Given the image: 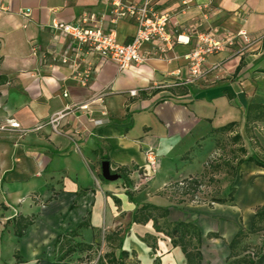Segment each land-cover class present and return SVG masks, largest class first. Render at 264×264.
Returning a JSON list of instances; mask_svg holds the SVG:
<instances>
[{"label": "crops", "instance_id": "0c3cea01", "mask_svg": "<svg viewBox=\"0 0 264 264\" xmlns=\"http://www.w3.org/2000/svg\"><path fill=\"white\" fill-rule=\"evenodd\" d=\"M0 4L7 8L0 14V121L14 119L27 130L22 136L0 132V264H68L96 246L112 251L105 236L118 230L122 249L138 264H185L180 248L156 232L152 221L131 224L135 205L125 191L140 204L166 208L167 222L195 224L202 264H210L203 251L208 246L216 253L225 250L224 264L230 240L264 205V169L247 161L236 166L231 206L181 201V190L171 194L165 185L202 178L204 165L226 136L240 135L232 146L245 149L240 158L264 157V121L255 123L249 135L244 132L246 106L264 105V0H157L156 10L169 17L172 46L159 56L155 42L143 44L145 60L125 70L94 51L78 52L70 38L52 28L76 24L82 13L93 12L104 16L98 22L102 30L114 29L117 42L129 43L136 26L129 20L111 24L105 0ZM210 30L218 38H232L207 57V76L186 83L196 33ZM63 57L68 63H61ZM132 90L138 95L130 96ZM100 94L103 105L95 101L88 110L76 108ZM58 114L53 128L48 122ZM102 114L105 123L95 126L91 119ZM232 122L237 124L230 132L216 130ZM253 143L258 148L247 150ZM148 148L157 151V171L136 190L139 174L147 171ZM102 161L109 162L112 173L124 170L130 185L121 178L101 179ZM254 191L261 196L254 198Z\"/></svg>", "mask_w": 264, "mask_h": 264}, {"label": "built area", "instance_id": "2783aa9c", "mask_svg": "<svg viewBox=\"0 0 264 264\" xmlns=\"http://www.w3.org/2000/svg\"><path fill=\"white\" fill-rule=\"evenodd\" d=\"M109 6L108 20L111 24H116L119 20H129L136 26V31L131 41L127 44H121L116 40L114 29L107 31L102 30L98 22L102 21L104 16L98 17L93 12H84L81 14L78 23H54L52 28L58 33L70 38L77 47L78 52L82 49L94 51L103 60L114 62L118 69L125 70L131 65L142 63L145 57L140 54V48L143 44L149 42L156 43V51L159 56L163 55L172 46L174 33L168 29L169 17L166 13H159L156 10L157 0H105ZM7 8L0 4V14L5 13ZM27 16L28 11L22 12ZM214 30L208 32L200 31L196 33L197 44L194 49L187 55L188 59V77L186 83H193L201 80L210 72L206 70L205 63L208 56L220 51L225 41L230 42L232 37L218 38ZM238 36H241L245 43L251 41L245 31H240ZM78 57V53L76 58ZM61 63H68L66 57L61 58ZM212 70H216L217 66H213ZM88 74L85 73L81 78V84H87ZM178 85V84H176ZM130 96H137L138 91H129ZM104 95L100 94L94 99L77 106L76 108L88 110L93 102L100 105L104 104ZM61 114L56 115L49 120V124L55 128ZM95 126H101L105 123L104 114L101 117L91 119ZM41 126L36 127L40 129ZM15 131L20 136L27 132L21 128L20 124L14 119H5L0 121V132ZM218 151L210 156V160H215L219 157ZM147 171L139 174V184L134 185V189H138L142 184L146 183L151 176L157 171L158 154L156 149L148 148L145 151ZM196 177H185L176 183L165 185L170 189L168 193H175L173 189H180L181 201H186L195 205H207L214 207L217 203L211 198L206 197L207 185L203 182L196 189H189L188 185ZM184 190V191H183Z\"/></svg>", "mask_w": 264, "mask_h": 264}, {"label": "trees", "instance_id": "16d2710c", "mask_svg": "<svg viewBox=\"0 0 264 264\" xmlns=\"http://www.w3.org/2000/svg\"><path fill=\"white\" fill-rule=\"evenodd\" d=\"M264 121V105L249 103L246 106L244 113V132L249 135L252 132V127L257 122ZM237 123H229L218 130L219 132L226 134L232 130ZM241 137L239 134H235L231 137V141L235 144L240 142ZM220 148L219 145L217 147ZM219 151V150H218ZM215 153V152H214ZM246 151L242 147H238L237 151L232 153L230 161L225 162L226 165L234 164L232 169V175L236 170V166L241 164L243 161L252 162L258 167L264 169V157H258L255 155L246 156L244 159L239 156H244ZM218 158H221V154ZM215 160H209L208 169L212 170L213 166L216 164ZM102 160H107V157H103ZM114 173L119 174L120 178L123 180L126 187L130 185L129 179L124 170L117 169ZM101 177V176H100ZM101 179H103L101 177ZM203 183L202 178L194 179L188 185L189 189H196V187ZM233 188L229 186L228 194L224 198L214 197L211 198L217 204H225L228 201H232ZM128 199L134 203L135 208L132 213L131 224H146L152 221V227L156 232L163 233L169 238L172 247H179L185 258V264H202V254L201 248V232L198 227L192 222H167L166 217L168 215V210L166 208L158 207L152 204L138 203L130 191H125ZM29 223H25L22 232L28 226ZM84 223H80L78 227L84 226ZM120 230L112 232L105 236L107 242L114 245L112 251L104 255L105 259L98 258L97 264H125V259L129 256V253L122 249L123 238L119 237ZM250 234H259L261 236L260 243L257 247L248 245L246 240ZM147 240V237L145 238ZM152 248L154 247L151 245ZM75 247H81L82 250L90 248V245L76 244ZM75 247L71 249L68 253L75 251ZM117 249V255L114 250ZM229 254L225 260L224 264H264V205L259 206L255 209L253 215L251 216L250 223L247 229L240 228L233 238L228 243Z\"/></svg>", "mask_w": 264, "mask_h": 264}, {"label": "rangeland", "instance_id": "374dc122", "mask_svg": "<svg viewBox=\"0 0 264 264\" xmlns=\"http://www.w3.org/2000/svg\"><path fill=\"white\" fill-rule=\"evenodd\" d=\"M254 132V131H253ZM258 135V134H257ZM232 136H226L220 139L219 141V151L218 154H221V158H218L216 160V164L213 166V169L210 170L208 169V161L204 165L203 173L204 175L202 176L203 182L207 185V193L206 197L213 198L214 197H226L228 194V188L231 183V177H232V169L234 168V164L226 165L224 164L225 162L230 161L232 157V153L237 151V148H232L233 142L231 141ZM247 150L250 148H258V143H253V144H248L246 145ZM260 192L261 191H254V198L260 197ZM232 201H228L225 204L232 205ZM218 205V204H217ZM210 207V206H209ZM215 207V206H214ZM243 217H245V221L248 218V213L245 212V215L241 214ZM240 222L242 223V217L240 216ZM248 228V226H247ZM261 236L259 234H250L248 235V238L246 240V243L248 245L257 247L258 244L260 243ZM111 251V247H108L106 249L105 246H96L95 250L91 251L88 253L86 256L85 255H74L73 258L68 260V264H97L98 263V258L100 259H105L104 255L108 252ZM204 255L205 257L209 258L210 264H221L223 261L224 253L225 250L222 248L221 251L218 253L216 256V251L213 250L212 246H208V248L204 249ZM215 252V253H214ZM125 264H138L136 257L133 256H128L125 259ZM103 264H105V260H103Z\"/></svg>", "mask_w": 264, "mask_h": 264}, {"label": "water", "instance_id": "95a60500", "mask_svg": "<svg viewBox=\"0 0 264 264\" xmlns=\"http://www.w3.org/2000/svg\"><path fill=\"white\" fill-rule=\"evenodd\" d=\"M101 176L106 181H115L120 178L119 174L112 173L108 161H102L100 164Z\"/></svg>", "mask_w": 264, "mask_h": 264}]
</instances>
